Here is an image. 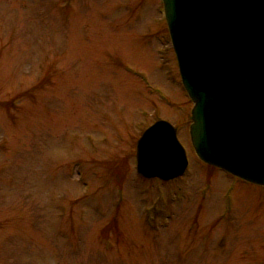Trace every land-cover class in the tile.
I'll return each mask as SVG.
<instances>
[{"label":"rangeland","instance_id":"obj_1","mask_svg":"<svg viewBox=\"0 0 264 264\" xmlns=\"http://www.w3.org/2000/svg\"><path fill=\"white\" fill-rule=\"evenodd\" d=\"M162 0H0V264H264V186L203 163ZM158 119L189 161L136 172Z\"/></svg>","mask_w":264,"mask_h":264},{"label":"water","instance_id":"obj_2","mask_svg":"<svg viewBox=\"0 0 264 264\" xmlns=\"http://www.w3.org/2000/svg\"><path fill=\"white\" fill-rule=\"evenodd\" d=\"M171 44L193 101L191 144L203 162L264 186V0H162ZM136 169L171 180L188 165L166 120L137 141Z\"/></svg>","mask_w":264,"mask_h":264}]
</instances>
